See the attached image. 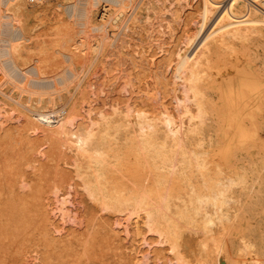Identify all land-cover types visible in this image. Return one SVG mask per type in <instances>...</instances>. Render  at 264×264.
I'll return each mask as SVG.
<instances>
[{
    "label": "bare ground",
    "instance_id": "bare-ground-1",
    "mask_svg": "<svg viewBox=\"0 0 264 264\" xmlns=\"http://www.w3.org/2000/svg\"><path fill=\"white\" fill-rule=\"evenodd\" d=\"M50 1L52 0H41L39 3H49ZM53 1L54 6H58L57 8L63 6L72 18L75 16L74 19L71 18V22L74 20L79 27L82 26L78 33L73 35V31L70 32L73 36L78 34L71 39V35L68 34L71 24L64 21V26L70 25L69 28L67 27L69 30L66 29L65 32V27L60 29L58 42L60 46H65V51L67 49L65 55L74 63L89 61L86 71L95 65H98L99 68L95 66L96 68L90 70L86 82L82 81V77V79L78 78L81 72L79 69L80 72L77 76L79 80L74 86L76 90H79V95L74 96L70 93V97H64L65 95L63 96L61 90L65 87V82L73 80L79 70L75 72L69 67L64 69L65 71H60L59 67L62 65L58 63L60 59L55 61V53H50L51 51L54 52L55 49L50 51L46 45H42L38 53H36L37 50H34L38 55L37 57L31 55L29 45L26 42L30 36L25 35L27 32L25 33L19 26L14 25L31 13L37 12L38 9H32L31 5L38 2L31 3L28 1L31 8L25 3V0H0V5L1 3L5 7L7 5L8 10L3 13L4 11L0 8V94L6 96L3 86L9 83H14L15 88L18 86L27 92L25 101L17 99V97L15 99L14 96L7 94L6 97L13 101V106L10 105L12 107L9 109L4 108L5 112L2 110V104H0V264H28V254H32L34 250L36 251L35 260H40L42 264H93L97 260L103 261L100 256H103L104 250L106 252L104 248L115 244V240L123 241L126 239V243H130L128 239L133 237L134 233L139 236V243L132 242L130 245V253L134 259L132 264H146V253L144 254L146 251H142L140 246H144L150 241L147 239V235L143 234V230H151L156 233L161 240L158 242L170 249L173 257L181 264H211L210 262L213 260L215 261L214 264H264V258L259 255L262 252L254 249L257 246L256 221L252 208L255 203V196L254 194L244 195V192L252 189V186L256 184V179L262 176L255 156L259 154L264 162V141L258 133V128L264 124V72L254 69L250 63L241 64L238 62L246 50L243 45L242 47L239 46V42L244 43L253 35L262 36L264 34V0H198L196 3L194 0H156L158 6L164 4L165 9H169L166 10L170 11L173 21L182 16L178 7L181 6L182 9L187 7L188 12L185 11V21L181 19L184 26L187 27L182 25L184 32L180 27V31L184 33H181V36L184 37L181 39L186 46L181 42L184 45L179 44L174 48L172 43L176 44L177 41H172V43L170 42V50L166 53H164L165 51L162 52L164 55H161L160 60L159 57L156 59V55L151 52L150 58L146 56L147 53H144L145 56L137 55L143 58L142 61L145 64L148 61L151 65L148 63L145 65L140 61V58V60H136L137 56L132 64L136 66L133 69L138 67L140 76L145 66H149L150 69L153 66V71L157 67L156 72H159L158 67L165 64L167 69H172L173 84L177 83L174 88L176 92L177 90L180 92L176 93L174 90L173 93L170 90V93L174 94L172 99H175L176 102L174 103H177V106L172 101L171 104L173 107H177L178 112H176V107L171 108V104L164 103V100H168V96L167 99L166 96H163L165 97L163 101L160 100L163 99L161 97L158 99L160 93L157 91L155 94L156 101L153 100V103L160 100L161 106L160 104L157 105L158 102L155 103L156 107H149L148 103L145 104L141 101L134 102V98H131L128 103L125 98L124 102L126 103L122 104L118 102V99L121 101L124 98L123 96L120 100L119 96L123 92L120 89L121 94L118 95V99L116 98L117 94L116 96L110 95L113 100L117 99L115 102L109 98L110 89H106L109 91V93L107 91V95L108 99H111L112 105L105 101L107 96L105 100L103 98L106 91L100 87L106 86L111 78L108 83L101 84L99 81L101 79L98 80L96 75L100 74V69H102L101 71L106 73L103 77H107L108 68L115 64H113L114 61H111L112 54L118 58L115 61L116 64H124L122 49L128 45L133 49L131 44L133 38L137 36L135 33H139L140 36L143 34L142 27L140 31L137 29L140 15H135L133 11L125 15L124 8L128 4H125L126 0H102L98 17H95L97 16L95 8L100 5L101 0ZM104 1L117 6L116 8L113 6L115 10L112 13L114 14L110 12L112 10H110L109 4L104 3ZM131 1L135 2L134 0ZM221 3H224V8L221 7V11H223L216 21L214 16ZM135 8H139L137 3ZM50 10L52 9L50 8ZM198 11L200 15L196 13ZM162 12L161 14H164V11ZM58 14L63 15V13L57 12ZM156 14L160 13L156 11ZM147 16L149 18L150 15ZM158 17L160 18V16H154L155 19ZM159 18L157 19L158 22ZM162 19L166 24L169 23L167 22L168 19L165 21L164 16ZM214 19L216 23L213 26L210 25L212 27L210 30L208 29L209 31L203 37L201 44L198 45L197 49L195 48V51L191 52L192 49H189V45L192 40L194 41L197 31H193L194 33H190V31L199 27L201 21L202 27H204L207 23L213 22ZM144 21L148 22L146 16ZM149 21H151V17ZM179 22L175 23L179 24ZM111 23H113V27L115 26L113 33L109 30ZM154 24L157 27L156 22ZM73 26L71 29L74 28ZM75 27L78 28V26ZM170 27L173 26L170 25ZM150 28L148 29L151 30ZM74 29L77 31L76 28ZM163 29L166 30V28ZM163 29L161 27L159 31L161 32ZM171 29L173 30V28ZM171 29L169 30L172 31ZM177 30L179 29L177 28ZM153 31H149L147 36L155 35L156 37L158 35L159 37L160 34H156L159 31L155 32L154 35L152 34ZM161 33L163 34L165 31ZM8 35L10 38H7ZM181 36L179 34L178 37ZM35 37L37 36L35 35ZM169 38L167 40H170ZM48 39L46 40L47 43ZM70 40L72 43L69 44ZM160 40L163 41V39ZM262 40L264 39L262 38ZM155 41L156 38L154 43H156ZM161 41L159 43L164 46L166 41L163 42L165 44ZM142 43L144 42L139 43L141 46L137 44L142 48ZM159 43L156 44L157 50L160 47ZM166 47L168 46L166 45L164 49L160 48V52ZM136 48L139 49L138 46ZM58 49L60 50V48ZM105 51L109 53H105ZM92 52L95 54L91 55ZM100 54L103 57H100ZM30 56L35 57H32V62L29 61ZM128 56L131 57V55ZM247 57L249 56L247 55ZM129 60L130 58H128ZM259 60L260 62L263 61V59ZM111 62L113 66H110ZM253 62L256 61L253 60ZM65 64L68 63L65 61ZM254 64L256 65V63ZM125 67L122 66L121 68ZM127 68H129L126 69L127 71L131 70L129 66ZM120 69L119 73L122 75L123 71L120 72ZM138 69L135 70L134 74H137ZM48 72L53 74L48 76ZM163 72L162 75L165 74ZM132 73L130 72V75L125 76L131 77ZM82 74L85 76L84 71ZM156 74L152 73L153 76ZM115 75L112 74L111 76ZM144 76L148 77L146 72ZM157 76L159 77L160 73ZM165 76H160V80L161 78L163 80V77L164 80L166 77L168 78ZM119 77L122 78L120 74ZM119 77H117L118 81ZM127 78L125 80L126 86L129 83L130 87L131 82ZM101 81L103 82V80ZM131 81L132 83L134 81L132 77ZM151 81L152 79L149 80V82ZM105 82L107 81L105 80ZM125 82H121L123 87H120L121 83L117 89L115 86L116 92L119 87L125 88ZM112 83L114 81H111ZM144 83L142 81V84ZM163 83L167 85L165 91L163 89L166 93V89L169 87L168 79ZM140 84L139 86H141ZM151 84H144L145 88L142 87L147 90L145 93L149 94L147 95L149 98H153V96L150 97L152 95H150V91L162 85L155 86L156 83H153L154 87H151ZM14 85L11 88H14ZM161 87L163 88L164 85ZM157 88L155 90L161 89ZM138 90L136 91L138 94L132 90L129 91L130 93L127 92L129 93V100L130 96L133 95L131 92L139 96L140 91ZM73 92L75 90H72ZM215 93L218 98L214 96ZM125 94L126 92H123V95ZM2 95L0 100L4 97ZM21 95H23L22 91H19V96L21 97ZM138 98L142 99V94ZM8 99L5 98L4 100L8 101ZM59 101H61V106L57 105ZM53 111L58 113L53 115ZM14 112H18L17 119L23 116L18 124H16L17 122H8L14 118ZM262 134L264 135V133ZM242 159H249V161L246 163ZM63 161L69 166L71 165L72 168L66 167ZM79 185L83 188L82 193H87L92 200L99 204L102 210L125 212L127 213L126 216L129 214L130 217L122 214L126 219L124 218L125 220L122 221L123 218L120 217L121 221L117 222L119 218H116V228L113 226L110 229L108 224L105 225L104 222L95 220L94 215L89 217L87 214L89 219L85 221V224L87 222L85 231L79 232L69 228L63 231L65 225L70 221L73 222L77 214L73 206L76 201V198L74 201V196L77 195L75 193L80 191L77 187ZM61 190L63 193L59 194L58 192ZM52 193L53 195L56 194L55 201H52ZM85 199L87 197L83 198L84 202ZM89 204L90 202H88ZM51 205L54 206L49 209ZM88 205L86 206L88 207ZM79 208L81 209V207ZM89 209L86 211L87 213ZM51 210L52 212L54 210L59 212L60 220H57L61 221L59 222L61 224H57L56 221L53 223L59 226H52ZM55 214L58 213H54L53 216ZM110 219L112 218L110 217ZM72 222L71 224H73ZM187 230H189L188 232L192 230L201 232L203 236L199 246L201 247V255L194 259L196 262L186 254L190 252L186 251L187 246L184 248V235H186ZM188 238L190 237L188 236ZM130 239L134 241V238ZM260 242L263 243V237H260ZM234 243H238L240 246H235ZM191 244L187 245L190 246ZM193 247L197 249L196 246ZM241 248L249 252V258L240 259L237 256ZM115 249L113 253H115ZM159 250L158 252H160ZM163 251H161L162 254H165ZM232 252H235L236 257L231 256ZM117 253L118 251L116 255ZM31 254L29 255L31 256ZM130 256H128L129 259ZM166 257L167 255L164 256L165 259ZM191 257L193 256L191 255ZM161 258L163 259V256ZM168 258L173 259L171 256ZM115 259H112L114 263H116ZM124 260L126 263L127 260ZM248 260L251 262H247ZM38 261L33 263L38 264ZM156 261L160 262L161 259L159 261L157 258ZM162 262L163 264L166 263L164 259ZM96 263L99 264L100 262L97 261ZM110 264L112 263L110 262Z\"/></svg>",
    "mask_w": 264,
    "mask_h": 264
},
{
    "label": "rangeland",
    "instance_id": "rangeland-1",
    "mask_svg": "<svg viewBox=\"0 0 264 264\" xmlns=\"http://www.w3.org/2000/svg\"><path fill=\"white\" fill-rule=\"evenodd\" d=\"M26 1L27 0H25V3H26ZM135 2H133V1H129V0H126L125 1V4H127V9H126V7L124 8L125 9V15H128V14H130V13H132V11L134 12V14L135 15H137L138 14V16H139V26H138V28L137 29H139V31H140V28H141V31H142V36L143 35H146V36H140V35H138L139 33H135V35H137V36H135V38H133V41H132V44H131V46L132 47H134V48H136L137 46L139 47V49L138 48H136L135 50H137V52H135V50H134V48L132 49L129 45L127 46V47H125V48H123L122 49V51H121V54H122V57H123V60H124V64H122V63H117L116 64V62L115 61H117V59L118 58H115V56L112 54V59H111V57H108V59L110 58L111 59V61L113 62V64H114V66H113V64H112V62L110 63V66H113L115 69H116V72H115V69L113 68V67H111V68H108V75H107V77H109V74H110V77H109V79H107V77H103V76H105L104 75V73L105 72H103V71H101L102 69H100V74L98 73L97 75H96V77H98V80L99 79H101V80H103V82L101 81V80H99L100 82H101V84H106V83H108V81L110 80V78H111V80H110V82L108 83V84H106V86H108V87H106V86H99L101 89H103V90H105L104 92V100H105V98H106V96H107V98H106V100L105 101H107L108 103H109V105H112L111 103V96H116V94H117V96H116V98L118 99L119 97H120V100H121V97L123 98V96H124V98L121 100V101H119V99H118V102H121L122 104H124V103H128V102H130L131 101V98H134L135 99V101L134 102H139V101H141V102H143V103H145V104H147L148 103V105H149V107H156V104L155 103H158L157 105H159L160 103H161V101H163L164 99H165V97H163V96H166V99L168 98V100H164V103H166V104H171V101H172V103H174V102H176V101H174L175 99H172L173 98V93H174V90H175V88L174 87H176L177 85V83L176 84H173V79L171 78L172 77V75H171V73H173V71H172V69L171 68H169V69H167L166 68V64L164 65V66H161V67H158L159 68V72H156V69H157V67H156V69H155V67H154V71L152 70L153 69V66H151V69H150V67L148 66H145V71L143 72V71H141V76H140V73L138 72L139 71V69H138V67L137 68H135V69H133L134 67H136V66H134V64H132V63H134V59L136 58V56L137 55H144L145 56V54L144 53H147L146 54V56H148V58H150L149 56L151 55L150 53L152 52L153 54H155L156 56V59H158L157 57H159V60L161 59V55H164L162 52H164V53H166V52H168L169 50H170V46H171V43H172V41H174V42H176L177 41V43L175 44V46H173L174 44L172 43V47H174V48H176L177 46L176 45H184L185 44V42H182V39L181 38H183L184 39V37H183V35L181 36V33L182 34H184L183 32H184V28L182 27V25L184 26V23L182 22L183 20H184V18H185V13L186 12H188L186 9H187V7H183V9H182V7L180 8V7H178L179 9H178V11L180 12V15L182 14V16L180 17V19L178 20H171L172 19V16H171V14H170V11H167L166 9H168V8H166L165 9V6H164V4H159V6H158V4H156V0H143V1H139V0H134ZM198 0H194V3H196ZM200 1V0H199ZM252 1V0H251ZM50 2H52V3H50ZM49 3H37V4H32L31 6L33 7H31L30 6V4H29V2L27 1V3L26 4H28L29 5V7H31L32 9H38V11L37 12H35V13H31L28 17H25V18H23L22 20H20V22H17V23H15L14 25L15 26H19L26 34L25 35H27V36H30L29 37V40H27L26 42L28 43V45H29V51H30V54L32 55H34L35 57H37L38 55H36V53H38L39 51H40V49H41V47H42V45L43 46H45L46 45V47L47 48H49V50L51 51V50H54V52L53 51H49L51 54H54L55 53V61L56 60H59V64L61 65V67H59V69H60V71H65L67 68H71V69H73V70H75V72L77 71V70H79V69H81V72H80V70L79 71H77V75L74 77V79L73 80H68L69 81V85H68V81H66L65 83H66V85H65V87L64 88H67V89H62L61 90V92H62V94H63V96L64 97H70V93H71V95H74V96H77V95H79V90L77 89H75L74 88V86H75V83H76V81H78L81 77L83 78H81L82 79V81L83 82H86L87 80H86V78L88 77V75L90 74V72L93 70V68L96 66V67H98L99 68V66L98 65H95L93 68H90V69H88L89 71H86V68H88L87 66L89 65V61H87V62H85V63H83V62H81V63H78V62H80V61H78V62H72V60L70 61V59H68V57H67V55H65L66 53H67V49H66V51L64 50L65 49V46H60V44H59V42H58V36H59V32H60V29L62 28V27H65V32H66V29L67 30H69L68 31V34H70L71 35V31H73V35H74V33L76 34V32L78 33V30H80L81 28H82V26L81 27H79V25L78 24H76L75 23V21L73 20V22H71V20L72 19H74V17L75 16H73V18L68 14V12L63 8V6H59V8H57L56 6H54V1L52 0V1H50ZM55 2H56V0H55ZM102 0H101V2H100V5L99 6H97L96 8H95V14L97 15V16H95V17H98V15H99V13H100V10H101V5H102ZM106 1H104V3H105ZM131 2V3H130ZM145 2V3H144ZM148 2V3H147ZM107 4H109V6H110V10H112V11H110L111 13L115 10L114 8H113V6L116 8L117 6H115V5H113V3H110V2H106ZM134 5H133V4ZM136 3H137V7H139V8H135L134 9V7H135V5H136ZM251 3H253V2H251ZM130 4V5H129ZM134 6H132V5ZM148 4V5H147ZM150 4V5H149ZM169 4V3H168ZM223 4L224 3H221V6L219 7V9L217 10V14L215 13V16H214V18L216 19V21H217V19H218V16L221 14V12L223 11H221V7H222V9L224 8L223 7ZM227 4H228V1H227ZM51 6V7H50ZM112 6V7H111ZM150 6V7H149ZM156 6H157V8H156ZM161 6V7H160ZM42 7H43V9H42ZM46 9H45V8ZM53 7V8H52ZM132 7V8H131ZM164 7V8H163ZM174 7V6H173ZM0 8L4 11L3 13H5V12H7L8 10H7V5H6V7H5V5L4 4H2L1 3V5H0ZM50 8L52 9V10H50ZM56 8V9H55ZM41 9V10H40ZM54 9V10H53ZM132 9V10H131ZM157 9V10H156ZM182 10V12H184V13H182L181 12V10ZM46 10V11H45ZM47 10H48V12H47ZM159 10V11H158ZM166 10V11H165ZM169 10V9H168ZM50 11V12H49ZM52 11V12H51ZM56 11V12H55ZM60 11V12H59ZM129 11V12H128ZM144 11V12H143ZM147 11V12H146ZM154 11V12H153ZM156 11L157 12H159L160 14H156ZM162 11H164V14H161V13H163ZM186 11V12H185ZM45 12V13H44ZM47 12V13H46ZM55 12V13H54ZM57 12L58 13H63V15H61L60 16V14H58L57 15ZM201 12V11H200ZM42 13V14H41ZM50 13V14H49ZM146 13V14H145ZM167 13V14H166ZM197 14L199 13V11L198 12H196ZM195 13V15H197ZM45 14V15H44ZM56 14V15H55ZM112 14H114V13H112ZM111 14V15H112ZM169 14V15H168ZM49 15V16H48ZM110 15V16H111ZM147 15H150L149 16V18H148V16ZM153 15V16H152ZM198 15H200V13L198 14ZM217 15V16H216ZM51 16V17H50ZM54 16V17H53ZM58 16V17H57ZM62 16H64V18H62L61 19V17ZM145 16L147 17V20H148V22H145L144 20H145ZM154 16L155 17H157V16H160V18H159V22H158V18L157 19H155L154 18ZM163 16H164V18H165V21L167 20V22H169V23H167L166 24V22H164V19H162L163 18ZM66 17V18H65ZM68 17V18H67ZM150 17H151V21H149V19H150ZM153 17V18H152ZM198 18L200 17V16H197ZM40 18V19H39ZM53 18V19H52ZM55 18V19H54ZM60 18V19H59ZM72 18V19H71ZM144 18V19H143ZM201 18V17H200ZM3 19H5V18H3ZM42 19V20H41ZM64 19V20H63ZM65 19H67V20H65ZM68 19H69V21H68ZM153 19H154V21L156 22V24H157V27H155L156 25L154 24L155 22L153 21ZM181 19H183V20H181ZM215 19L213 20V22L211 21V22H209V24L207 23L204 27H202V21H201V23H199V27H197V28H199V29H197V28H195L194 30H191L190 31V33L192 32V33H194L193 31H197V35L195 36V38H194V41L192 40V42H191V44L189 45L190 47H189V49L191 50L192 49V51L191 52H193V51H195V48L197 49V47H198V45H200L201 44V42L203 41V37H205V35L207 34V31H209L210 30V28L214 25V23H216V21H215ZM63 20V22H61ZM141 20H142V22H141ZM163 20V21H162ZM59 23H58V22ZM64 21H67L66 23L68 24V22H70V24H71V26H70V28H69V26H67V24H66V26H64L65 25V22ZM179 22V24L177 23H175V22ZM185 21V20H184ZM22 22V24H20ZM150 22H152L151 24H150ZM182 22V23H181ZM58 23V24H57ZM74 23V24H73ZM149 24V25H147V24ZM163 23V24H162ZM164 23H165V25H171V26H173V27H170V25L169 26H165L164 25ZM180 23H181V25H180ZM54 24H56V25H54ZM141 24H142V26H141ZM21 25H22V27H21ZM27 25V26H26ZM52 25H54L53 26V28H55L54 30H53V28H52ZM63 25V26H62ZM74 25V26H73ZM152 25H153V27H152ZM161 25V26H160ZM178 25V26H177ZM210 25H212V26H210ZM26 26V27H25ZM74 27V28H76L77 29V31L74 29V28H72L71 29V27ZM75 26H78V28L77 27H75ZM145 26H146V28H145ZM152 27V28H150V27ZM158 26H160V27H158ZM175 26V27H174ZM209 28H208V27ZM26 29H25V28ZM69 29H68V28ZM115 27V26H114ZM113 23H111V26H109V30H110V32L111 33H113L114 31H113ZM161 27H162V29L163 28H166V30L165 29H163V30H161V32L162 31H165V33L167 34H165V33H161L159 30L161 29ZM183 29L182 31H180V29L181 28ZM185 28L187 27V26H184ZM45 28V29H44ZM128 28V27H127ZM126 28V30H128ZM143 28H145V29H143ZM148 28H150L151 30H149ZM156 28V29H155ZM171 29V28H173V30L175 31V30H177V28L179 29V30H177V31H173L172 29V31H170L169 29ZM175 28V29H174ZM50 29V30H49ZM53 31H52V30ZM59 29V30H58ZM144 31H143V30ZM202 29V30H201ZM205 29V30H204ZM209 29V30H208ZM29 30V31H28ZM112 30V31H111ZM147 32H146V31ZM153 30H158V31H153ZM201 30V31H200ZM51 31V35L49 34V32ZM57 31V32H56ZM151 31H153L152 32V34L154 35L155 34V32H158V33H156V34H160L159 35V37H161V38H159L158 37V35H156V37H155V35L154 36H152V37H149V36H147V34H149ZM167 31V32H166ZM38 32V33H37ZM71 32V33H70ZM89 32V31H88ZM127 32V31H126ZM125 32V33H126ZM172 33L173 32V34H170V33ZM179 32V34H180V36L181 37H178L179 36V34H177ZM46 33H48L49 35H47ZM202 33V34H201ZM33 35V36H31V35ZM43 34H45V35H43ZM55 34H58V35H55ZM176 34H177V36H176ZM35 35L37 36V37H35ZM47 35V36H46ZM52 35H54L53 37L55 38L56 36V38H55V40H54V38L52 39ZM73 35H71V39H73V38H75L77 35H75V36H73ZM170 35V36H169ZM262 35V34H261ZM46 36V37H45ZM73 36V37H72ZM139 36V38H137ZM173 37V38H169V37ZM256 36H257V38H256ZM264 34L262 35V36H260L259 34H257V35H253L247 42H244V43H240L239 42V46L240 47H242V45L244 46V48L246 49L245 50V54L242 56V58H240L239 60H238V62L240 63L241 62V64H249L250 63V65L254 68V69H256V70H259V71H263L264 72V57H263V55H261L260 56V54H262V53H264V40H262V38L264 39ZM5 37H6V34H5ZM10 38V36L8 35L7 36V38ZM45 39H44V38ZM50 37H51V39H50ZM145 37H147V38H145ZM164 37V38H163ZM176 37H177V39H176ZM254 37H255V39H254ZM260 37V38H259ZM47 38H49L48 39V43H47ZM155 38H156V43H154V40H155ZM170 39V40H167V39ZM44 39V40H43ZM135 39H140V40H135ZM146 39V41H143V40H145ZM150 40V41H148V40ZM159 39V40H158ZM160 39H163V41H161ZM172 39H174V40H172ZM181 39V40H180ZM24 40V39H23ZM34 40V41H33ZM153 40V41H152ZM254 40V41H253ZM261 40V41H260ZM36 41V42H35ZM165 42L166 41V44L165 43H163V44H165L164 46L163 45H161V43H159V42ZM49 42H50V45H51V43H54L55 44V47H54V44H52L51 46L49 45ZM57 42V43H56ZM141 42H144V43H142V48H144V49H142L140 46V44H141ZM147 44H146V43ZM148 42H150V43H148ZM157 42L160 44H158L159 46V50H157ZM171 42V43H170ZM184 43V44H182V43ZM255 42V43H254ZM70 43H72V40H70V42H69V44ZM140 45H138V44ZM169 43V44H168ZM134 44H137L136 46L134 45ZM153 44H155V45H153ZM241 44V45H240ZM248 44V45H247ZM261 44V45H260ZM150 45H152V46H150ZM168 46V47H166V49L168 48V50H163L164 49V47L165 46ZM195 45V46H194ZM262 45H263V47H262ZM36 46V47H35ZM153 46H154V48H153ZM185 46H186V44H185ZM193 46V47H192ZM256 46V47H255ZM33 47V48H32ZM56 47H57V49H56ZM145 47H146V49H145ZM151 47V48H150ZM172 47H171V49H172ZM34 48H37V49H34ZM54 48V49H53ZM58 48H60V50L58 49ZM131 48V49H130ZM160 48H163V49H161L162 51L160 52ZM249 48V49H248ZM142 49V50H141ZM151 49V50H150ZM154 49V50H153ZM247 49H248V51H247ZM34 50L36 51V53L34 52ZM132 50V51H131ZM134 50V51H133ZM144 50V51H143ZM145 50H147L146 52H145ZM155 50H156V52H157V54H156V52H155ZM260 51V52H258V51ZM59 51H63V52H59ZM141 51V52H140ZM142 51H143V53H142ZM150 51V52H149ZM251 51V52H250ZM32 52V53H31ZM128 52H132V53H128ZM139 52V53H138ZM155 52V53H154ZM105 53H109L108 51L106 52L105 51ZM124 53V54H123ZM161 53V54H160ZM93 54H95V53H91V55H93ZM136 54V55H135ZM160 54V55H159ZM101 55V54H100ZM128 55H131V57H133V58H131L130 56H128ZM134 55V56H133ZM158 55V56H157ZM247 55L249 56V57H247ZM254 57H253V56ZM34 56H32L33 58H35ZM58 56V57H57ZM111 56V55H110ZM246 56V57H245ZM31 56H30V58H29V61L30 62H32V58ZM100 57H103L102 55L100 56ZM114 57V58H113ZM127 57V58H126ZM253 57V58H252ZM257 57H259L258 58V60L259 59H263V61L262 62H260V60L258 61L257 60ZM57 58V59H56ZM125 58V59H124ZM128 58H130V60L129 61H133V62H129L128 61ZM141 60H140V59ZM146 58V57H145ZM148 58H146V59H148ZM245 58V59H244ZM252 58V59H251ZM127 59V60H126ZM137 59H139L140 61H142V57L140 56H137V58H136V60ZM250 59V61H252V62H248V60ZM63 60H65L68 64L66 65L65 64V61H63ZM138 60V61H139ZM253 60L254 61H256V62H253ZM129 63H128V62ZM145 61H147V60H145ZM62 62H64V63H62ZM125 62H126V64H125ZM144 64H145V62L144 61H142ZM127 63H128V66L131 68V70H126V69H129V68H127L128 66H127ZM132 64V65H129V64ZM147 63L149 64V65H151L148 61H147ZM147 63L145 64V65H147ZM238 63V64H239ZM254 63H256V65L254 64ZM65 64V65H64ZM99 64V63H98ZM112 64V65H111ZM121 64V65H120ZM59 65V66H60ZM70 65V66H69ZM81 65H84V66H81ZM117 65V66H116ZM136 65V64H135ZM253 65H255V66H253ZM261 65V66H260ZM64 66V67H63ZM67 66V67H66ZM119 66V67H118ZM122 66H126L125 68H121ZM133 66V67H132ZM63 67V68H62ZM73 67V68H72ZM81 67V68H80ZM95 67V68H96ZM121 68L120 69V72L121 71H123V73H122V75H121V73H119V69L117 70V68ZM147 67V68H146ZM259 67V68H258ZM149 68V69H148ZM161 68V69H160ZM164 68V69H163ZM168 70V72L170 71V73H168L167 72V70ZM263 68V69H262ZM51 69V68H50ZM65 69V70H64ZM111 69H114V70H111ZM122 69H125V70H122ZM136 69H138L136 72H137V74H134L135 73V70ZM91 70V71H90ZM148 70H150V71H148ZM158 70V69H157ZM164 70H166V71H164ZM84 71V75L85 76H82L83 74H82V72ZM111 71H112V74L113 75H115V73H117L115 76H111L112 74H111ZM125 71H127L126 73H125ZM151 71H152V73L155 75L156 73V76H153L152 75V73H151ZM164 71V72H163ZM50 73H51V71H49ZM49 72H48V76H51L52 74H49ZM53 72V71H52ZM78 72H80L79 73V76L80 77H78L79 79H77V76H78ZM85 72H86V74H85ZM130 72L132 73L131 74V77L133 78V83H136V84H134L133 85V83H132V81H131V77L130 76H125V75H130ZM145 72H146V76H148L147 78H149V79H147L144 75H145ZM148 72V73H147ZM156 72V73H155ZM162 72H163V74L164 75H166V76H168V78L166 77L165 78V80H164V77H163V80H162V78H161V80H162V82H165V81H167V79H168V82H169V87L166 89V93H164V91H165V86L167 87V85H165V83H163L162 84V82H161V80H160V76L162 77V76H164V75H162ZM120 74V76H122V78L124 79V80H121L122 78L121 77H119V74ZM125 73V74H124ZM129 73V74H128ZM151 73V74H150ZM159 73H160V76L158 77L157 75H159ZM167 73V74H166ZM101 74H103V75H101ZM106 74V73H105ZM124 74V75H123ZM134 74V75H133ZM149 74V75H148ZM168 74H170V75H168ZM99 75H100V78H99ZM118 75V76H117ZM133 75V76H132ZM137 75V76H136ZM102 76V77H101ZM136 78H135V77ZM138 76H139V79H138ZM151 76H153V77H151ZM170 76V77H169ZM117 77H119V81H118V78ZM128 79V81L130 80V87H129V83L127 84V86H126V83L127 82H125V80H126V78ZM130 77V78H129ZM142 77V78H141ZM146 78V80H144L145 78ZM151 77V78H150ZM77 80H76V79ZM102 78H104L107 82H105L104 83V79H102ZM114 78H116V79H114ZM135 78V79H134ZM142 80H141V79ZM158 79V81L156 82V80ZM113 79V80H112ZM137 79V80H136ZM152 79V81H153V83L155 84V86L157 85H159V84H162L161 86H163L164 85V87L162 88L160 85V87L158 86V88H161V89H158L157 87V89L158 90H155L154 88H153V90L152 91H150L149 93H150V97H152L153 96V98H149V96H147V95H149L148 93H145V92H147V90H144L143 88H145L144 87V84H148V83H150L151 84V82H149V80H151ZM155 79V80H154ZM86 80V81H85ZM160 80V81H159ZM71 81H72V83H71ZM74 81V82H73ZM111 81L113 82L114 81V83H112L111 84ZM117 83H116V82ZM141 81V82H140ZM142 81H143V83L144 84H142ZM99 82V83H100ZM121 82H125V88H120V87H123V83H121ZM146 82H148V83H146ZM171 82H172V84H171ZM121 83V86L119 85ZM141 83V84H140ZM152 83V84H153ZM158 83V84H157ZM12 84V85H11ZM138 84V85H137ZM139 84L141 85V86H139ZM150 85L151 87H154V84L153 85ZM13 85H14V83H9V84H7V85H4L3 86V89H4V94H6V96H8L7 94H9L10 96H14V98L16 99V97H17V99H22L23 101H25V98H26V95H27V92L25 91V89H24V91L23 90H21V88L20 87H16L15 88V85H14V88H11V87H13ZM68 85V86H67ZM72 85V86H71ZM110 85H112L111 87H109ZM120 86L119 88H118V91H119V89L121 90V91H123L124 93L126 92V94L125 95H123V92H121V91H117L116 92V89H117V86ZM143 85V86H142ZM115 86H116V89H115ZM139 88H138V87ZM128 87L130 88V90L128 89ZM143 89L142 90V92L140 91L141 90V88ZM170 87H172V89H170ZM17 88H19V89H17ZM74 88V89H73ZM127 88V89H126ZM9 89H10V91H9ZM23 89V88H22ZM56 89V88H55ZM54 89V90H55ZM106 89H110V93H109V91L108 90H106ZM111 89H112V91H111ZM115 89V90H114ZM125 89V90H124ZM138 91H140V94H142V99L141 98H138L139 96H140V94H139V96L138 95H136V93L138 94V92H136L137 90ZM163 89H164V91H163ZM168 89H169V91H168ZM59 90V89H58ZM72 90L74 91L75 90V92H73L72 93ZM113 90H114V92H113ZM134 91V92H136V93H134V92H131V94L133 93V95H131L130 96V100H129V91ZM160 90V91H159ZM162 90V91H161ZM170 90H172L173 91V93L171 92L170 93ZM19 91H22V94L23 95H21V97L19 96ZM56 91H57V89H56ZM67 91H68V93H67ZM78 91V92H77ZM107 91H108V93H107ZM155 91V93H153ZM159 92L160 94V96L158 97V99L161 97V98H163V99H160L158 102H155L156 100V96H155V94L157 93V92ZM9 92V93H8ZM122 94H121V93ZM127 92H129V93H127ZM175 92H176V90H175ZM177 92H180V91H178L177 90ZM176 92V93H177ZM12 93V94H11ZM55 93H58V92H55ZM161 93H162V96H161ZM170 94V96H169V94ZM175 93V94H176ZM46 95H47V93H45ZM106 94V95H105ZM110 96L109 98H111V99H108V95ZM113 94V95H112ZM115 94V95H114ZM121 94V96H119L118 97V95H120ZM154 94V95H153ZM164 94V95H163ZM166 94V95H165ZM172 94V95H171ZM216 94V93H215ZM1 95L2 94H0V98H1ZM126 95H128V96H126ZM135 95H136V97H135ZM144 95H145V97H144ZM5 97L6 98V100L8 99V97H6L5 95H2V97ZM168 96V97H167ZM172 96V97H171ZM216 98H218L217 96V94L216 95H214ZM2 98L1 100H0V104H2L1 106H3V111H4V108L5 109H9V108H11L13 105V101L12 100H10V99H8V101H5L4 99L5 98ZM19 97V98H18ZM91 98H93V97H91ZM115 98V97H114ZM126 98V99H125ZM127 98H128V100H127ZM144 98H147V99H144ZM149 98V99H148ZM174 98H175V96H174ZM90 99V98H89ZM108 99V100H107ZM117 99H112V101H114L115 102V100L117 101ZM126 100V102H124L125 100ZM136 99H137V101H136ZM141 99V100H140ZM2 100H3V103H2ZM10 100V101H9ZM110 100V101H109ZM143 100H145V101H143ZM153 100H155L154 102L155 103H153ZM5 101V102H4ZM147 101V102H146ZM149 101H152V102H149ZM166 101H168V102H166ZM61 101H59V103L57 104L58 106H61V103H60ZM94 102H95V100H94ZM107 102H106V104H107ZM113 102V103H114ZM132 102H133V99H132ZM170 102V103H169ZM85 103H87L86 101H85ZM150 103V104H149ZM155 104L154 106H152L153 104ZM164 103H162V104H164ZM5 104H6V106H5ZM83 104H84V102H83ZM106 104H105V107H106ZM176 106H177V103H174ZM10 105H12V106H10ZM15 105V104H14ZM108 104H107V108L109 109V106ZM173 104H171L170 105V107L171 108H175V107H173L172 106ZM5 106V107H4ZM160 106H161V104H160ZM159 106V107H160ZM59 108V107H58ZM111 108V107H110ZM176 109H177V107H176ZM22 110H23V108H22ZM175 110V109H174ZM5 112V111H4ZM60 112V111H59ZM176 112H178V109L176 110ZM15 113V114H14ZM13 113V116H14V118H12L13 120L16 118V116H17V113L18 112H14ZM58 113V112H57ZM57 113H54V111H53V115H55V114H57ZM12 116V117H13ZM21 117H23V116H21ZM21 117H19L18 119H17V121H13L12 119V121L10 120V121H8V122H14V123H16V124H18V122L19 121H21L23 118H21ZM21 118V119H20ZM259 130H258V133H260V134H262V133H264V124L263 125H261L259 128H258ZM261 131V132H260ZM259 134V137H261V139L264 141V135L262 134V135H260ZM242 160H245V159H242ZM248 161H249V159L248 160H245V162L246 163H248ZM255 161H257V163H258V165H259V168H260V172L262 173V176L261 177H258L257 179H256V181H255V185H253L252 186V189H250V190H248V191H246V192H244V195L245 196H247V195H249V194H254V196H255V203L253 204V212H254V218H255V221H256V225H255V227H256V234H257V236H256V238H257V246L254 248V249H256V250H259L260 252H262V253H260L259 255L261 256V257H263L264 258V162H263V159L261 158V156L258 154V155H256L255 156ZM262 161V162H261ZM63 163L65 164V166L66 167H68V168H72V166L70 165H68L65 161H63ZM62 163V165H64ZM30 169V168H29ZM71 173H73V172H71ZM263 180V181H262ZM78 187V189L80 190L79 192H77V193H75V195L76 196H74V201H75V198H76V201L74 202V206H73V208H75L74 210H76V213H74V214H76L75 215V218L73 219V222L72 221H70L69 223H67L66 225H65V229H63V231H65V230H67V228H69V229H76L77 231H79V232H83V231H85L86 230V227H87V222H86V224H85V221L86 220H88L89 219V217H91V216H93L94 215V217L96 218L95 220H98L99 222H104V224L105 225H107L110 229H112L113 228V226H114V228H116V226H117V222L118 221H121V218H123L122 219V221L123 220H125L126 219V217H130L129 216V214H128V216H126V214L127 213H125V212H117V211H114V210H102L101 208H100V206H99V204L96 202V201H94V200H92L91 198H90V196L87 194V193H82V190H83V188H81L82 186H77ZM61 192V193H60ZM59 194H62L63 193V190H61V191H59L58 192ZM58 194V195H59ZM82 194V195H81ZM56 196V194L55 195H53V193H52V201L54 200L55 201V199L54 198H56L55 197ZM84 196V197H83ZM85 198V197H87V199H85V202H84V200H83V198ZM46 200H48V199H46ZM87 200V201H86ZM93 201V202H92ZM88 202H90V204L88 205ZM77 203H79V204H77ZM85 203V204H84ZM87 203V204H86ZM79 205V206H78ZM86 205H88V207L86 206ZM54 206V205H53ZM52 205L51 206H49V209H50V207H51V209H52V207H53ZM92 206H94V207H92ZM79 207H81V209L79 208ZM91 207V208H90ZM77 208V209H76ZM89 209V211H88V213L86 212L88 209ZM79 209V210H78ZM87 209V210H86ZM84 210V211H83ZM83 211V212H82ZM99 212V213H98ZM115 212V213H114ZM54 213H58V214H55V216H53V214ZM118 213H120V214H118ZM88 214V216H86ZM91 214V215H90ZM122 214H125V216L126 217H123L124 215H122ZM77 215H79V216H77ZM99 215H100V217H99ZM121 215V216H120ZM98 216V217H97ZM104 216H108V217H104ZM115 216H118V217H115ZM262 216V217H261ZM53 217V218H52ZM76 217H78V218H76ZM110 217L114 220V223H115V225H112V224H114V223H112L113 222V220L112 219H110ZM121 217V218H120ZM51 218H52V221H51V223L53 224V223H55V221H56V223L57 224H61V223H59V222H61V221H59L60 220V217H59V212L58 211H56V210H54V212H52V210H51ZM86 218V219H85ZM119 218V220H117V219ZM125 218V219H124ZM56 219V220H55ZM57 219H59V220H57ZM75 219H77L78 220V222H77V220L74 222V220ZM51 220V219H50ZM104 220V221H103ZM111 220V221H110ZM115 220H117V222L115 221ZM54 221V222H53ZM71 222L73 223V224H71ZM77 222V223H76ZM80 222V223H79ZM110 222V223H109ZM76 223V224H75ZM79 223V224H78ZM57 224H55V225H57ZM83 226H82V225ZM55 225L53 224L52 226H54L55 227ZM72 225H74V226H72ZM79 225V226H78ZM109 225H111V226H109ZM57 226H59V225H57ZM76 226H78V227H76ZM85 226V227H84ZM74 227V228H73ZM112 227V228H111ZM143 229H144V227H143ZM142 229V230H143ZM146 229H148V228H146ZM189 230H187L186 231V235H184V242H185V245H184V248H186V246H187V249H186V251L187 252H189V253H186V254H188V257L189 258H191V259H193V261H195L196 262V260H194L195 258H197V257H199L200 255H201V247H199L200 246V244H201V242H202V240H203V236H202V233L200 232H196V231H194V230H192V231H190V232H188ZM146 232V233H145ZM196 232V233H195ZM187 233H188V236L190 237V238H192L191 239V242H190V238H188V236H187ZM143 234L147 237V239L150 241V243H146V244H144V246H140V248L142 249V251L143 250H145L146 252H144V254L146 255V258H147V261H146V264H156L158 261H156V259L158 258L159 259V261H160V259H161V261L160 262H158L157 264H163V262H162V260L164 259L165 261H166V263L167 264H181L179 261H177L176 259H175V257H173L174 255L172 254V252L170 251V249H167L166 247H165V245L162 243H159L158 242V240L161 242V240H160V238L158 237V235H156V233H154V232H152L151 230H143ZM185 236H187V237H185ZM195 237V238H193V237ZM260 237H263V243L262 242H260ZM130 238H134V241H132ZM129 239H128V241L130 242V243H126V239H123V241L122 240H115L114 242H115V244H112L111 246H109V247H106V248H104V249H106V252H105V250L103 251L104 253H102L103 254V256L101 255L100 256V259L101 260H103V261H100V260H97L98 261V263L99 264H110V262L112 263V264H118V263H120V264H124L125 263V260L124 259H126L127 261H126V263L125 264H132V262L134 261V259H133V256L131 255V253H130V248H131V246L130 245H132V242H137V243H139V240H138V238H139V236L138 235H136L135 233L133 234V237L131 236ZM137 238V239H136ZM159 238V239H158ZM197 238V239H196ZM189 239V240H188ZM194 239V241H192ZM136 240V241H135ZM186 240H187V244H190V243H192L190 246H188L187 244H186ZM200 240V241H199ZM189 241V242H188ZM198 242H200V243H198ZM116 243H118V244H116ZM193 243H195L194 245H193ZM123 244H124V246H123ZM162 246H161V245ZM235 244V243H234ZM115 247H114V246ZM118 245V246H117ZM142 245V244H141ZM122 246V247H121ZM193 246H196V248L197 249H194L195 247H193ZM235 246H240V244H238V243H236L235 244ZM112 248V249H111ZM115 248H117V249H115ZM166 249V250H164V249ZM110 249V251H108ZM114 249H115V253H113L114 252ZM124 249V250H123ZM129 249V250H128ZM160 249V250H159ZM111 250H113V251H111ZM158 250L160 251V252H158ZM164 250V251H163ZM167 250H169L168 252H167ZM193 250V251H192ZM196 250V251H195ZM241 250V251H240ZM239 250V254L237 255L240 259H247V258H249V252L247 251L246 252V250L244 249V248H241ZM118 251V253H117V255H116V252ZM122 251H124V252H122ZM129 251V252H128ZM157 251V252H156ZM161 251H163V252H165V254L167 255V257H166V259L164 258V256H166L164 253L162 254V252ZM33 252H34V254H33ZM32 252V254L31 253H29V254H31V256L33 255V257H31L29 254H28V260H29V263L28 264H35V263H33L34 261H38V260H35V258H34V256H35V254H36V251L34 250ZM110 252V253H109ZM109 253V254H108ZM147 253H148V255H147ZM162 255H161V254ZM168 253V254H167ZM191 253V254H190ZM235 252H232L231 253V256L232 257H236V254H234ZM104 254H106V255H104ZM111 254V255H110ZM112 254H114V255H112ZM119 254V255H118ZM129 254V255H128ZM196 254V255H195ZM243 254V255H242ZM263 254V255H262ZM111 256V259H110V256ZM124 256V258H123V256ZM131 255V256H130ZM154 255V256H153ZM155 255H157L156 256V258L154 259V257H155ZM160 255H161V257L163 256V259L160 257ZM191 255L193 256V257H191ZM106 256V257H105ZM119 256V257H118ZM122 256V257H121ZM126 256V257H125ZM128 256H130V259H129V257ZM169 256H171L173 259H171V258H168ZM243 256H244V258H243ZM32 258V260H30L31 258ZM109 259H108V258ZM34 258V259H33ZM104 258V259H103ZM115 259L116 260V263H114L113 261H112V259ZM120 258V259H119ZM128 258V259H127ZM169 260H168V259ZM133 259V260H132ZM154 259V260H153ZM171 259V260H170ZM105 260H107V261H105ZM122 260V261H121ZM32 261V262H31ZM96 261V262H97ZM121 261V262H120ZM129 261V262H128ZM156 261V262H155ZM28 262V261H27ZM93 263V264H97V263ZM105 262V263H104ZM131 262V263H130ZM179 262V263H178ZM194 262V263H195ZM247 262H251L250 260H248ZM42 264V262L39 260L38 261V264ZM165 263V262H164ZM165 263V264H166ZM211 264L213 263H215V261L213 260V261H211L210 262Z\"/></svg>",
    "mask_w": 264,
    "mask_h": 264
},
{
    "label": "built area",
    "instance_id": "built-area-1",
    "mask_svg": "<svg viewBox=\"0 0 264 264\" xmlns=\"http://www.w3.org/2000/svg\"><path fill=\"white\" fill-rule=\"evenodd\" d=\"M28 1L31 2V3H37V2H39L41 0H28Z\"/></svg>",
    "mask_w": 264,
    "mask_h": 264
}]
</instances>
